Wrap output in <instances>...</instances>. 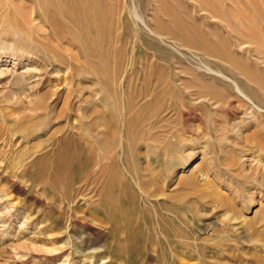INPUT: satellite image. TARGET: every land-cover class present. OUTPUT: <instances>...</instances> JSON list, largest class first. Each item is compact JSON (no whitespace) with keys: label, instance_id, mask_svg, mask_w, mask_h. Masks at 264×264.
Here are the masks:
<instances>
[{"label":"rangeland","instance_id":"rangeland-1","mask_svg":"<svg viewBox=\"0 0 264 264\" xmlns=\"http://www.w3.org/2000/svg\"><path fill=\"white\" fill-rule=\"evenodd\" d=\"M22 1L0 0V264H264V0Z\"/></svg>","mask_w":264,"mask_h":264},{"label":"bare ground","instance_id":"bare-ground-1","mask_svg":"<svg viewBox=\"0 0 264 264\" xmlns=\"http://www.w3.org/2000/svg\"><path fill=\"white\" fill-rule=\"evenodd\" d=\"M27 0H24V2H26ZM74 1V0H73ZM20 2V1H19ZM23 1H22V5L24 6H22L21 4L19 5V6H22L23 8H27V6H25V3H24ZM107 3V2H106ZM14 4V3H13ZM31 5L34 7L33 8V11L34 12H36L37 11V9L39 10L40 9V11H41V13L42 14H44L43 16H42V18H43V21H45L47 18H49L48 16V14L49 13H47L48 11H50V10H53L54 11V13H56V14H59V12H60V8H61V4H60V0H36V1H31ZM81 7V6H80ZM18 9L19 10H21L22 11V9H20V7H18ZM50 9V10H49ZM26 10H28V9H26ZM25 10V11H26ZM33 12V13H34ZM23 13V12H22ZM47 17V18H46ZM83 17H84V15H83ZM59 19V18H58ZM99 20V19H98ZM76 22V21H75ZM62 23V22H61ZM63 24V23H62ZM59 25V24H58ZM51 26V25H50ZM54 26V25H53ZM88 32V31H87ZM58 34H60V32L59 33H57V35ZM97 34V33H96ZM59 36V35H58ZM61 36H62V34H61ZM60 41V40H59ZM143 42V41H142ZM197 42V41H196ZM83 44V43H82ZM41 52V51H40ZM80 53V52H79ZM98 64V63H97ZM75 65V64H74ZM77 66V65H76ZM93 69V68H92ZM94 70V69H93ZM95 71V70H94ZM98 71V70H97ZM157 71V70H156ZM155 71V72H156ZM158 72V71H157ZM161 72V71H160ZM158 74V73H157ZM163 75H164V73H163ZM166 75V74H165ZM160 76V75H159ZM158 76V77H159ZM167 76V75H166ZM162 78V77H161ZM156 81V80H155ZM159 81V80H158ZM154 85V84H153ZM165 89V88H164ZM217 90V89H216ZM155 96V95H154ZM113 132V131H112ZM86 140V139H85ZM106 141H108V139H106ZM64 142V141H63ZM88 142V141H87ZM101 144V143H100ZM66 145V144H65ZM67 147H69V145H67ZM71 151V150H70ZM87 151V150H86ZM101 151V150H100ZM72 153V152H71ZM89 153V152H88ZM104 153V152H103ZM61 156H62V154H61ZM80 156H81V154H80ZM59 161V160H58ZM82 164V163H81ZM202 176V175H201ZM199 177H200V175H199ZM203 177H205V176H203ZM202 177V178H203ZM138 179V178H137ZM203 179H205V178H203ZM201 180V179H200ZM206 180V179H205ZM138 183H139V181H137ZM149 182V181H148ZM147 182V183H148ZM136 183V182H135ZM185 183H188V181L187 182H185ZM191 183V182H190ZM189 183V184H190ZM137 184V183H136ZM188 184V185H189ZM139 185V184H138ZM137 186V185H136ZM158 191H160V187H158L157 188V191L156 192H158ZM142 193H144L143 192V190L141 191ZM145 196H146V194H145ZM179 197H181V196H179ZM182 199H183V197H182ZM180 200V199H179ZM184 201V200H183ZM183 224V223H182Z\"/></svg>","mask_w":264,"mask_h":264}]
</instances>
